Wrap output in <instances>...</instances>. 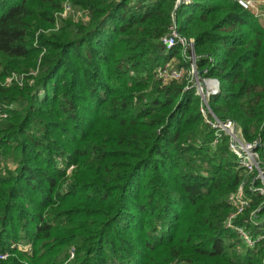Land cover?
<instances>
[{
    "label": "trees",
    "instance_id": "16d2710c",
    "mask_svg": "<svg viewBox=\"0 0 264 264\" xmlns=\"http://www.w3.org/2000/svg\"><path fill=\"white\" fill-rule=\"evenodd\" d=\"M0 0V264H264V193L228 137L199 112L173 22L197 72L219 82L209 107L257 142L264 172V26L235 0ZM35 76L22 87L12 75ZM32 81L29 84V81ZM71 168V169H70ZM243 186L249 206L226 228ZM26 248H22V246Z\"/></svg>",
    "mask_w": 264,
    "mask_h": 264
},
{
    "label": "built area",
    "instance_id": "2783aa9c",
    "mask_svg": "<svg viewBox=\"0 0 264 264\" xmlns=\"http://www.w3.org/2000/svg\"><path fill=\"white\" fill-rule=\"evenodd\" d=\"M236 3L244 10L252 11L257 5H263L264 0H235ZM73 0H64L62 5L59 17L65 18L69 16L74 11ZM189 4L190 0H179V3ZM75 15V14H74ZM79 18L82 17L80 13ZM162 44L166 50L172 49L175 45L180 44L183 48V53L188 51L190 53L189 57L184 58L189 61L188 69L182 66H174L173 59L168 61L166 64L158 66L155 68L154 73L156 78L162 83L166 84L172 81L179 82L184 77L187 79V86L185 89L193 88L195 94L200 98L199 112L202 115L206 124H208L214 131L217 138L216 144L222 135L227 136L229 150L235 155L237 168L243 170L247 175L252 174L255 170L257 171V179L260 180L263 188H260L259 191L264 193V172L260 169L259 166V155L257 152V147L259 144L257 142H245L236 126L232 121L222 122L218 120L212 113L209 107V99L212 96H215L219 93V82L216 79L203 78L202 75L199 77L196 69V59H193L194 46L193 40H185L181 38L177 31L175 23L173 22L172 26L169 28L168 34L162 39ZM35 72H31L29 75H12L5 80V86H10L15 83L19 87H22L24 81L28 76H35ZM32 81H29L31 84ZM12 109L11 106L0 104V121L7 118L9 111ZM229 201L233 207V213L230 214L227 220L226 228L234 229L239 233L243 243L247 246L252 247L255 244V241H252L247 232L241 228L233 226L232 221L238 216L241 215L245 209L249 206V201L244 198L243 195V186H240L236 192L230 195ZM264 240V235L259 236L256 241ZM25 249V248H24ZM7 258V254H1L0 260ZM74 258V252L71 250L67 261L64 264H69Z\"/></svg>",
    "mask_w": 264,
    "mask_h": 264
},
{
    "label": "rangeland",
    "instance_id": "374dc122",
    "mask_svg": "<svg viewBox=\"0 0 264 264\" xmlns=\"http://www.w3.org/2000/svg\"><path fill=\"white\" fill-rule=\"evenodd\" d=\"M236 2V1H235ZM64 3V0L62 2V5ZM62 8V7H61ZM61 11V10H60ZM60 11L58 13H54L53 15V18H54V23H53V26L47 30H39L37 33H36V36L43 32V33H48V32H56L58 31V29L60 28L61 26V23L63 21H68V19H77V17L79 16L80 14V11H77L75 8H74V11L67 17L65 18H60L59 17V14H60ZM255 17H257L260 21V23L264 26V4L263 5H257L255 9H252V11H250ZM75 14V15H74ZM181 54L183 56V58H186V57H189L190 56V53L187 51L184 55L183 53V48L181 50ZM185 60V59H184ZM186 61V60H185ZM179 62L177 60H174L173 61V65L174 66H178ZM202 75V73H201ZM30 77V76H28ZM204 78V77H203ZM209 79H213V78H209ZM180 82V81H179ZM71 169V168H70ZM233 194V193H232ZM22 248H26V246H23L21 245Z\"/></svg>",
    "mask_w": 264,
    "mask_h": 264
},
{
    "label": "water",
    "instance_id": "95a60500",
    "mask_svg": "<svg viewBox=\"0 0 264 264\" xmlns=\"http://www.w3.org/2000/svg\"><path fill=\"white\" fill-rule=\"evenodd\" d=\"M179 3V0H177V4ZM193 59L195 60L196 58H195V54L193 53ZM198 76L200 77L201 76V73L200 72H198Z\"/></svg>",
    "mask_w": 264,
    "mask_h": 264
}]
</instances>
